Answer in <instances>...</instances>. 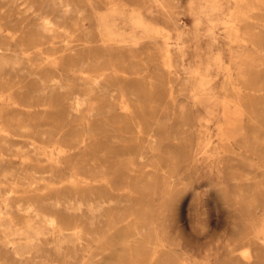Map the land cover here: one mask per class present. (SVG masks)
I'll return each mask as SVG.
<instances>
[{
  "label": "rangeland",
  "instance_id": "rangeland-1",
  "mask_svg": "<svg viewBox=\"0 0 264 264\" xmlns=\"http://www.w3.org/2000/svg\"><path fill=\"white\" fill-rule=\"evenodd\" d=\"M0 52V264H34L4 228L17 240L31 202L66 194L124 202L77 213L83 240L59 254L46 227L36 264H153V222L163 264H264V0H0ZM156 120L158 162H141ZM206 127L219 150L199 147Z\"/></svg>",
  "mask_w": 264,
  "mask_h": 264
},
{
  "label": "bare ground",
  "instance_id": "bare-ground-1",
  "mask_svg": "<svg viewBox=\"0 0 264 264\" xmlns=\"http://www.w3.org/2000/svg\"><path fill=\"white\" fill-rule=\"evenodd\" d=\"M178 1V0H177ZM61 3V2H60ZM246 8H248L249 12L250 13H253L257 8L253 6V4H248L246 2ZM178 5V4H177ZM71 11V10H70ZM70 11H66L65 13H70ZM243 13H246L245 11H243ZM64 15V14H63ZM248 18H252V15L251 14H248L247 15ZM64 18V17H63ZM45 19V18H44ZM65 19V18H64ZM44 21V20H43ZM49 21V20H48ZM46 22L45 24L47 25L49 22ZM170 21V20H169ZM45 22V21H44ZM53 26V25H51ZM187 28V27H186ZM47 29V28H45ZM168 30V29H167ZM67 32V31H66ZM183 32V31H182ZM166 36V35H165ZM169 37V35H168ZM166 39H169V38H166ZM245 39V38H244ZM168 41V40H167ZM177 41L180 42L181 44L179 45L180 47L183 48V39H182V34H179V36L177 37ZM167 43V42H166ZM167 46V47H166ZM165 47L166 49L169 51H171V49L169 48V44H167ZM89 48V46H85V48L82 49V51H86L87 49ZM161 48V47H160ZM166 50V51H167ZM247 50L246 46L244 45H238V47L236 48V52L240 54H243L245 53ZM162 51V50H161ZM165 55V53H164ZM170 54L167 55V57H165V59L167 58V61H170ZM165 61V60H164ZM82 62V61H81ZM171 63V62H169ZM167 64V65H170L171 64ZM8 63H7V60L6 59H3L2 58V55H1V52H0V67L2 68L4 65L6 66ZM82 64V63H81ZM163 65V63H162ZM166 66V65H165ZM173 66V65H172ZM171 66V67H172ZM169 67V66H168ZM184 67L186 68L187 67V64L184 65ZM170 68V67H169ZM186 70V69H185ZM194 71L195 72H198L197 69L194 68ZM181 74V73H180ZM182 75V74H181ZM170 76V75H169ZM39 77V76H38ZM150 80L152 81H156L158 80L157 77H151ZM170 82L169 85H171V78L169 80ZM97 83V82H96ZM152 86V85H151ZM56 87V86H55ZM98 87V86H97ZM171 87V86H169ZM179 88H183L182 86V83L180 84ZM55 89V88H53ZM108 89V88H106ZM171 89L174 90V87L172 85ZM236 89V88H235ZM105 90V89H104ZM120 93H121V97H126V93L120 89ZM171 94V93H170ZM128 96V95H127ZM132 97L134 98H138V94L137 93H132L131 94ZM191 96L192 98H195L196 97V94H194L193 92L191 93ZM87 97V96H85ZM75 98V97H74ZM152 99V98H151ZM174 99V98H173ZM85 99H82L80 100L79 98H77V103L79 106H81V104H84L85 103ZM123 104V103H121ZM142 104V103H141ZM86 105V104H85ZM78 106V107H79ZM141 106V105H140ZM124 107V106H123ZM125 108L128 110V105L125 106ZM124 110V109H123ZM131 111V110H130ZM75 111L72 110L71 112V116L74 114ZM80 112V111H79ZM185 115V114H184ZM131 119L133 120V122H135V118L131 115ZM159 120H156L151 126H150V132L148 134V136L144 139V143L146 144V146L144 147V150L140 153L139 155V160L142 162V160H148V161H154V162H158L157 161V158L153 155V151L156 150L157 148H159V136L157 134V130H158V126H159ZM208 127L204 128L203 131L206 132H203L204 134V137H202V140H201V144H200V148L203 149V151H206L207 149H213L212 151H214V149L216 150H219L220 148V145L219 143H215V141L213 140V136L208 132ZM157 129V130H156ZM201 135V134H200ZM218 138H220V140H224L223 137L220 135V134H216ZM199 143V142H198ZM224 143V142H223ZM61 151V150H60ZM216 155V154H215ZM219 155V154H218ZM170 160L172 161H175L176 159L175 158H171ZM143 161V162H144ZM162 170V168H161ZM163 172V171H161ZM167 173L164 172V176H162V178L165 180V184L169 187H171L173 184H174V178L173 180H170V178L172 179V177L174 176H167L166 175ZM144 180H142L140 182V184L144 186H148V185H152L155 183L156 179H155V176L154 174L152 173H147L145 174V177L143 178ZM43 180V179H42ZM27 181V180H26ZM71 181H74L71 179ZM75 181H76V178H75ZM74 181V182H75ZM79 181V180H78ZM12 182V181H11ZM38 182V181H37ZM73 182V183H74ZM72 183V182H71ZM67 184V183H66ZM237 186H240V185H247V184H238L236 183ZM76 185V184H75ZM54 186V185H52ZM56 186V185H55ZM32 187V186H31ZM57 187V186H56ZM75 187V186H74ZM58 191V190H57ZM56 192V191H55ZM8 193V192H7ZM12 193V192H11ZM169 192H165V194H168ZM223 193V191L221 192ZM237 194H248L249 192L247 191H244V190H240L238 192H236ZM254 193V192H252ZM219 195V194H218ZM217 196V195H216ZM7 198V197H6ZM7 201V199H6ZM39 200H35L33 202H31L29 204V206L26 208V212L29 213V217L26 218L27 219V222H26V226L20 228V229H17L18 232L16 233L18 235V239H13L11 235L13 233H10L9 232V226L8 227H5L4 228V231H3V235H4V238L1 240L3 243L7 244V243H13V245L16 243V242H19V244H23L24 248L27 250L25 251V253H29L30 255H32L30 257L32 263L36 264L38 262L37 258H38V254L40 252V250H42V247H43V243H44V240H43V236L45 234V230H46V227L48 228H51L52 230L55 231V229H58V235H57V238H56V246L53 247V251H55L57 254L61 253V251L64 249L65 245L70 243L71 241L72 242H77V243H81V240H83V230H78V231H73V233H67V231L69 230V228L67 227L68 225L71 224V221L76 218V216L78 215L77 213H82L84 211V208L86 210V213H88V215L92 218V225L94 224V221L95 219L97 218V213H99L100 216L104 217V214L103 212L108 209V208H113V209H116L120 206V204L124 201H121L119 200L116 205L114 206L113 205V200H108V199H103L101 200L99 203L95 204L94 202H85L83 199H72L70 197H68V195H64V198H60V197H56L55 198V201L54 203H51L49 204L47 207L50 209V213H46L44 212L42 206L40 205V203L38 202ZM244 207H246V209L248 210H253L257 205H258V200L256 199H252V198H248V199H245V200H241ZM115 208H114V207ZM19 210L23 209V207L21 205H18L17 206ZM130 209H133V205H129ZM128 208V207H127ZM145 208V207H144ZM11 209V208H10ZM9 209V210H10ZM25 212V213H26ZM58 212H63L64 213V216L65 218L67 219V223H66V226H60L59 223H58V220H57V216L56 214ZM27 213V214H28ZM1 214V212H0ZM2 216L0 215V226H2L3 224L1 223L2 222ZM10 222L13 220H9ZM11 222V223H12ZM40 223V224H37V223ZM14 223V222H13ZM15 224V223H14ZM153 225H155V223L153 222L151 224V227L147 228V227H143L142 230H145L146 233L150 234V233H154L156 236H155V240L157 242V247L153 253V258H152V261H154L153 264H163V261L165 260V258H167V256L169 257V255H171V251L170 250H166L165 251H161L160 252V248L161 246L164 247V240L162 239V237L160 236V232L158 231V229H156L155 227H153ZM3 227V226H2ZM1 227V228H2ZM16 229V228H15ZM80 229V228H79ZM13 232V231H12ZM53 231H51L52 233ZM138 233L142 234L143 231H139ZM54 235V233H53ZM16 237V236H15ZM264 237V236H263ZM73 239V240H72ZM76 248V247H75ZM165 248V247H164ZM77 250V249H76ZM244 250V249H243ZM164 252V253H163ZM257 252V251H256ZM25 253H20V252H16V255H24ZM162 253V254H161ZM235 253V252H234ZM244 253V252H243ZM249 253V252H248ZM247 254V253H246ZM244 254V255H246ZM164 255V256H163ZM250 255V254H248ZM230 256V255H229ZM247 258V257H245ZM203 263V262H202ZM186 264V263H184ZM188 264V263H187ZM200 264V263H199ZM249 264V263H248ZM255 264V263H254Z\"/></svg>",
  "mask_w": 264,
  "mask_h": 264
}]
</instances>
